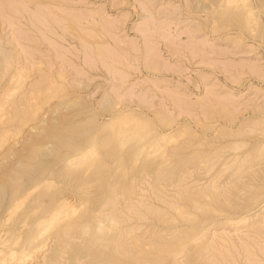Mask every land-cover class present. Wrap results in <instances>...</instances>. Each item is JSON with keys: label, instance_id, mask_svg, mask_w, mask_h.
<instances>
[{"label": "rangeland", "instance_id": "1", "mask_svg": "<svg viewBox=\"0 0 264 264\" xmlns=\"http://www.w3.org/2000/svg\"><path fill=\"white\" fill-rule=\"evenodd\" d=\"M9 167L26 212L85 224L61 264H117L108 243L264 264V0H0V184ZM1 191L0 257L22 227ZM55 236L29 264H56Z\"/></svg>", "mask_w": 264, "mask_h": 264}, {"label": "bare ground", "instance_id": "2", "mask_svg": "<svg viewBox=\"0 0 264 264\" xmlns=\"http://www.w3.org/2000/svg\"><path fill=\"white\" fill-rule=\"evenodd\" d=\"M22 10H23V7H22ZM18 14H20V13H18ZM36 17H37L36 20H39V22L46 23V22L50 21L48 19V17H47V19L45 17L44 18L45 20L43 19L44 16L42 17L43 20H41V16H40V19H38V16H36ZM104 29H105V27H104ZM111 53H112V51H111ZM114 53L115 52L113 51V54ZM51 78H52V76H51ZM72 127H74V126H72ZM126 129L130 130L131 133L135 136H141V137L146 136V132L144 131V129L142 130V129L135 128L133 125H130ZM74 130H75V128H74ZM74 130L73 129L67 130L69 132L66 135L69 136L70 138H73ZM123 141H124V139H123ZM82 157H84L85 159L79 161L78 163L80 165L84 164V165H88V167H90L93 163V162H91V160H92L91 155L90 156H89V154L88 155H82ZM17 171L18 170L15 171L14 167H9V169L4 173V179L0 184V190H3L5 184L9 183L14 188V190L16 191L14 193L13 197L15 198V200L17 202L15 203L13 209L11 210V212L9 214L8 221H11L13 224H17V221L21 220L22 227H16V228L12 229L13 234L16 233L17 230H20L21 231V237L18 240L16 238H14L13 239V245L8 247L7 249H5L4 254L0 257V264H27V263L29 264L32 261L35 262L39 257L42 258V256H40L39 254L41 252L43 253L44 251L49 250V249H46V246L49 244V240H47L46 242H42L40 237L43 236L44 231H48L49 229H53L55 232V235H56L55 237L59 241H61V244L57 247L56 252H54V251L51 252V255H50L51 259L50 260L56 264H61L63 259H62V255L60 253H62L63 250L67 246V237L70 235V232H73L76 230L83 232L84 229H86L85 228L86 226L84 223H81L80 227L77 228V225L75 224V220L70 219V216H69L70 213H72V212L69 213V211L67 212V211L63 210L62 205L58 206L55 209V205L53 202H50L49 206L42 207L40 209V212H38V211L26 212V209H28L30 207H29V205L27 206L26 204H23L24 201L22 199L25 196L23 197V196H21V194H24L25 192L21 193V194H19L20 191L17 192L20 189L19 187H21V189H22V185H20V182H22V181L19 182V177H18L19 175L17 176ZM108 176H109V174H107L104 178H106ZM108 178L110 179V177H108ZM21 184H23V183H21ZM21 192H23V190ZM0 193H2V191ZM0 196H2V195H0ZM22 208H24L23 215L17 217V214H18L17 211L21 210ZM7 215H8V213H7ZM84 216L85 215L79 216V219L81 220ZM38 226L43 227V229H40ZM39 239H40L41 243L38 242ZM109 244L110 243H108V245L104 249L108 248L109 251L112 252L108 256V258L111 261L114 260L117 264L122 261V260H120V257L118 255L123 256L124 258H127V260H133V259L139 260L140 264H153L151 256L154 254L158 255L160 258L165 260L164 261L165 264H172V262L174 261V257H173L174 255H171L169 253L168 249L163 251V249L160 247H155V248L151 247L149 249L143 247V250L140 253V257H137L133 253L132 249L120 248V247H118V245L112 246V244H110V245ZM151 250H154V254H152ZM77 256H78V253L75 252L73 257H72L73 264L76 263ZM47 261L48 260H46V258H45V260L41 264H45Z\"/></svg>", "mask_w": 264, "mask_h": 264}]
</instances>
